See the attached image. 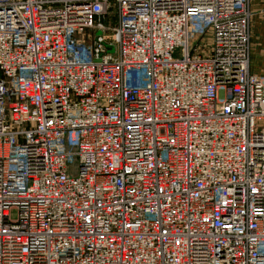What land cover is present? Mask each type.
I'll return each mask as SVG.
<instances>
[{"label":"built area","instance_id":"obj_1","mask_svg":"<svg viewBox=\"0 0 264 264\" xmlns=\"http://www.w3.org/2000/svg\"><path fill=\"white\" fill-rule=\"evenodd\" d=\"M250 18V0H0V264H264Z\"/></svg>","mask_w":264,"mask_h":264},{"label":"crops","instance_id":"obj_2","mask_svg":"<svg viewBox=\"0 0 264 264\" xmlns=\"http://www.w3.org/2000/svg\"><path fill=\"white\" fill-rule=\"evenodd\" d=\"M250 12L249 71L264 78V0H250Z\"/></svg>","mask_w":264,"mask_h":264},{"label":"rangeland","instance_id":"obj_3","mask_svg":"<svg viewBox=\"0 0 264 264\" xmlns=\"http://www.w3.org/2000/svg\"><path fill=\"white\" fill-rule=\"evenodd\" d=\"M67 141H68L69 150L70 151H75L76 148H77V133H69ZM74 163L75 164L70 167V170H71L72 173L75 174L76 173V171H75V169H76L75 167L76 166L75 165H77V161L75 160ZM13 218H16V214L15 213L13 214Z\"/></svg>","mask_w":264,"mask_h":264}]
</instances>
